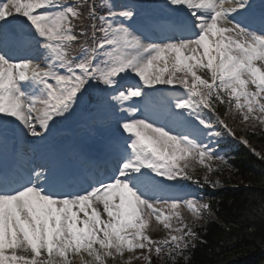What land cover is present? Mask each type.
I'll use <instances>...</instances> for the list:
<instances>
[{"label":"snow or ice","instance_id":"snow-or-ice-1","mask_svg":"<svg viewBox=\"0 0 264 264\" xmlns=\"http://www.w3.org/2000/svg\"><path fill=\"white\" fill-rule=\"evenodd\" d=\"M79 7V0L0 4V264H73L76 257L81 264H154L153 254L188 264V250L206 243L196 221L213 212L164 181L199 184L187 171L189 157L202 164L217 160L224 166L217 171L228 168L212 142L222 135L264 160L225 119L235 108L243 122L264 128V6L257 11L254 0H126L101 13L92 3L87 28ZM149 10L163 11L149 21L158 37L137 34L145 29L136 20ZM40 48L44 59L33 60ZM157 85H180L186 94L168 104ZM157 99L165 105L163 118L153 111ZM77 115L90 134H103L115 164L110 176L87 186L92 162L80 151L65 156L52 146L59 126ZM25 136L36 138L38 162H28L21 175ZM181 207L192 212V224ZM153 218L166 238H151Z\"/></svg>","mask_w":264,"mask_h":264},{"label":"trees","instance_id":"trees-1","mask_svg":"<svg viewBox=\"0 0 264 264\" xmlns=\"http://www.w3.org/2000/svg\"><path fill=\"white\" fill-rule=\"evenodd\" d=\"M81 3L78 10L83 13V25L87 28L90 2L81 0ZM76 23L79 32L80 22ZM218 107L221 113L226 111L225 106ZM225 119L238 137L246 136L257 151L264 152V128L258 122L254 127L246 126L235 108ZM225 158L229 167L223 171H217L224 167L222 164L212 161L213 170L208 172L210 183L203 182L201 172L192 175L200 183L190 182L201 188L203 200L209 203L213 215L196 221V230L206 243L188 250V264H264V160L244 145ZM217 180L224 189L211 188ZM233 185L235 187H230ZM194 220L195 217L189 218L187 222L192 224ZM153 261L154 264H171L166 255L158 259L153 254ZM180 264H184L182 258Z\"/></svg>","mask_w":264,"mask_h":264},{"label":"rangeland","instance_id":"rangeland-1","mask_svg":"<svg viewBox=\"0 0 264 264\" xmlns=\"http://www.w3.org/2000/svg\"><path fill=\"white\" fill-rule=\"evenodd\" d=\"M5 2H6V0H0V4L5 3ZM151 13L154 14V15H159V14H163V11H162V10H160V11H153V10H152ZM144 21H145V20H143L142 17H139V18L136 20V25H139L140 23H143ZM137 34H139V33H137ZM39 59H40V61H42V60L44 59V56H43V57L40 56ZM132 80L135 81V83H136V81H138L139 78L136 77V78H134V79H132ZM156 87H157V88H160V85H157ZM154 90H155V89H152V91H154ZM183 95H185V94H174V93H170V94H166V97H165V95H163V97L166 99V101H167L168 104H173V103L175 102V98H177V97H181V96H183ZM134 104H135V103H134ZM134 104L128 102V104H127L126 106H127V107H131V106H134ZM161 105H162V104H161ZM164 107H165V105L163 106V111H162L161 116H160L161 118H163V117L166 116V112H165V108H164ZM119 115H126V113H119ZM189 119H191V118H189ZM62 127H63V124L59 126V128H62ZM59 128H58V129H59ZM204 131H206V130H204ZM25 137L29 138V141H31V139L34 138V137H31V136H25ZM202 139H204L205 141L208 140L207 137H202ZM212 142L215 144L217 151L221 154V153L223 152V150H222V149H218V148H219L218 145L221 144V143H224V142L222 141V139H220L219 137H218V138H212ZM195 161H196L197 163H200V162H198L199 159L192 158V157H189L187 163H188V165H190L192 162H195ZM199 166H201V164H200ZM176 193H178V194L181 195V196H187V198H190V199H195V192H193V191H191V190H189V189H188V190H187V189H178V190L176 191ZM187 211H188V209H187L186 207H181V209H180V213H185V212H187ZM150 228H152L153 231L158 232V235H159V237H160L161 239L166 238L167 235H168V231L165 230V229L162 227V225H161V228H160V226L158 225V223L155 221V218H153V222H152ZM157 228H158V229H157ZM159 228H160V229H159ZM158 235H157V236H158ZM82 255H84V257H85V261H91L92 258H91V257H88L86 253H83ZM130 255H131V254H129V253H125V259H128ZM107 262H108V261H107ZM107 262H106V263H107ZM135 262H136V261L133 259L132 264H134ZM73 264H81L79 257H76V259L74 260ZM116 264H121V262L119 261V259H117Z\"/></svg>","mask_w":264,"mask_h":264},{"label":"bare ground","instance_id":"bare-ground-1","mask_svg":"<svg viewBox=\"0 0 264 264\" xmlns=\"http://www.w3.org/2000/svg\"><path fill=\"white\" fill-rule=\"evenodd\" d=\"M148 29L151 30L150 25H148ZM155 34H156L157 36L159 35L157 32H155ZM14 57H15V56H14ZM25 138H26V137H24L23 140H25ZM90 140H91V139H88V142H90ZM24 144L27 146V144H29V143H24ZM64 155L66 156V152L64 153Z\"/></svg>","mask_w":264,"mask_h":264}]
</instances>
